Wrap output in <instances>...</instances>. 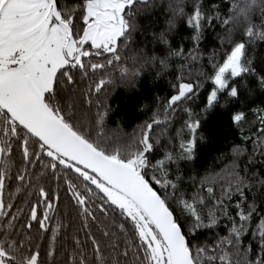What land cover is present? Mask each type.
Here are the masks:
<instances>
[{
    "label": "snow or ice",
    "instance_id": "1",
    "mask_svg": "<svg viewBox=\"0 0 264 264\" xmlns=\"http://www.w3.org/2000/svg\"><path fill=\"white\" fill-rule=\"evenodd\" d=\"M131 3L135 0L127 4L78 0L75 7L65 10L58 0H0V162L8 165L0 169V229L10 219L12 232L23 226L29 264H40L42 254L48 264H56L58 256L63 264H197L196 257L202 254L206 264H240L241 259L243 264H264V211L257 215L260 205L255 192L248 203L253 186L245 182L246 177L235 173L236 195L231 194V184L221 189L224 194L220 196L215 184H201L198 199L196 194L178 196L179 178L173 180L168 169L171 158L157 157L152 142L154 125L167 124V120H149L147 131L137 126L130 135L119 125L108 129L105 115L112 109L105 87L112 86L117 77L110 68L126 65L119 67V76L127 75L125 10ZM221 7L228 11L221 12ZM185 11L189 33L196 31L193 20L207 19L211 24L223 16L224 28L231 24L229 0L222 5L217 0H195ZM243 39L219 68L208 70L211 82L206 84L203 100L198 81L178 75L172 93L160 102L164 116L179 112L178 105H184L180 130L187 129L190 136L182 150L192 161L199 144L196 136L202 132L200 115L207 121L216 110L255 98L250 91L248 96L253 98L246 99L238 84L245 71L240 65L246 47ZM161 40V49L167 48L178 59L188 51L182 44L174 45L172 38L164 42L163 33ZM199 43L195 39L194 47ZM157 59L152 57V62ZM160 62L167 66L166 61ZM252 67V84L264 94V60ZM229 72L231 80L225 79ZM142 77L129 94L139 90ZM194 101L199 114L193 111ZM134 108L144 111L141 104ZM253 111L260 117V127L253 129L260 155L264 154L260 139L264 137V116H260L264 106ZM230 119L239 128L246 114L233 110ZM240 136L244 145L239 147L238 141L232 147L229 168H238L253 139H245L242 130ZM255 176L264 185V171ZM33 229L39 234L35 251H31ZM204 232L217 239L194 253L189 237ZM249 233L257 241L256 252L251 244L243 247ZM45 246L47 251L42 253ZM10 259L0 249V264Z\"/></svg>",
    "mask_w": 264,
    "mask_h": 264
},
{
    "label": "trees",
    "instance_id": "2",
    "mask_svg": "<svg viewBox=\"0 0 264 264\" xmlns=\"http://www.w3.org/2000/svg\"><path fill=\"white\" fill-rule=\"evenodd\" d=\"M217 2L223 4V0H217ZM229 2L232 15L229 17L231 24L227 29L224 28V18L221 16L211 24L207 19L193 20L192 26L196 30L194 33H189L184 21L188 17L185 8L191 7L195 0H147V3L143 0H135V3H131L125 10L128 25V31L125 34L127 53H124L128 62L125 70L127 75L124 78L119 76V67L126 65L122 64L109 69L117 77L112 86L105 87V92L109 93V105L112 109L111 112L106 113L105 123L109 130L119 125L122 132L130 135L134 129H137V126H140L142 131H147L146 125L149 120L153 122L159 119L167 120V124L154 125L151 130L152 142L157 157L170 156L171 158L172 162L168 165V169L173 180L179 178L178 196L186 193L192 197L196 194L198 199L201 184L205 187L215 184L217 196L224 194L221 189H226L231 184L233 189L231 194L236 195L237 176L235 173L238 171L246 177V183L252 184L253 187L248 193V203L252 202V193L255 192V201L260 205L257 215H260L261 211H264V185L259 183L261 177L255 174L264 171V154H257L259 149L256 147V132L253 129L260 127V117L253 109L259 110L261 106H264L261 105L264 94L259 93V90L252 84V74L255 71L252 65L264 60V41L261 40V36H264V26H262L264 0H229ZM77 3L78 0H58V4L64 6L65 10L75 7ZM227 11L221 7V12ZM209 15H214V13ZM161 33L164 34V42L172 38L174 45L182 44L188 50L185 55L178 59L167 48L161 49ZM241 37L244 38L243 43L246 47L243 49L240 65L245 71L238 84L245 92L246 99L253 98L248 96L250 91L255 92V98L250 102L238 103L228 110H216L207 121H203V116L200 115L202 132L196 136L199 144L197 155L192 161L182 150V146H186L189 142L190 136L187 129L180 130L184 126V105H178L179 112L173 110L164 116L160 102L172 93V86L177 83L178 75L186 79L190 78L192 82L198 81L197 91L200 92L201 100H203L208 91L206 84L211 82L208 70L213 67L219 68L231 49L241 43ZM195 39L201 41L198 47H194ZM221 40H224L223 44L220 43ZM123 47L121 45V49ZM134 56L138 57L135 61ZM154 56L158 59L152 62ZM161 60L166 61V67L160 62ZM141 74L143 77L140 80L139 90L129 94L127 91L135 87ZM99 78L97 77V80ZM225 79L231 80V73H227ZM138 104L143 107V112L134 108ZM84 107H87V103ZM192 107L194 113H200L195 101ZM237 109L243 110L246 114V119L239 128L234 127L230 119L231 112ZM95 111L96 108L93 106L92 112L95 113ZM83 115L86 116L87 113ZM260 116H264V111L260 113ZM241 130L245 133V139L247 136L253 139L247 143V152L243 154V158L239 159L238 168H229L227 165L231 162L228 158L232 156V147L239 141V147L242 148L245 142L241 139ZM201 137H203L202 140ZM260 139L264 140V137ZM7 167L6 163L0 162V169H7ZM4 199L6 203L9 202L7 188ZM205 199H207L206 194ZM244 206L247 207V204ZM11 223L10 219L9 224L0 229V232H3V235H0V249L12 257L5 261V264H29V242L24 239L23 226L17 227L16 231L12 232ZM68 234L71 235V229ZM31 235L34 237L31 242V251H35L39 234L36 229H33ZM60 239L63 241V233ZM81 239H83L82 235ZM189 239L195 253L206 242L211 246L217 237L211 232H204L195 238L189 237ZM21 241H23L22 246ZM250 244L254 252L258 251L257 241L252 238L251 233L244 237L243 247L247 248ZM46 251L45 246L42 253ZM233 253L235 254V249ZM196 261L197 264H206L204 254L196 257ZM40 264H48V258L43 254ZM56 264H63L60 256L57 257ZM240 264H243V259Z\"/></svg>",
    "mask_w": 264,
    "mask_h": 264
},
{
    "label": "rangeland",
    "instance_id": "3",
    "mask_svg": "<svg viewBox=\"0 0 264 264\" xmlns=\"http://www.w3.org/2000/svg\"><path fill=\"white\" fill-rule=\"evenodd\" d=\"M123 3L127 4L128 3V0H123ZM236 47V46H235ZM234 47V48H235ZM223 64V63H222ZM230 73V72H229Z\"/></svg>",
    "mask_w": 264,
    "mask_h": 264
},
{
    "label": "water",
    "instance_id": "4",
    "mask_svg": "<svg viewBox=\"0 0 264 264\" xmlns=\"http://www.w3.org/2000/svg\"><path fill=\"white\" fill-rule=\"evenodd\" d=\"M188 264H191V262L189 261Z\"/></svg>",
    "mask_w": 264,
    "mask_h": 264
}]
</instances>
